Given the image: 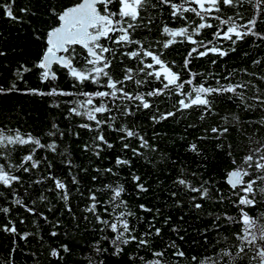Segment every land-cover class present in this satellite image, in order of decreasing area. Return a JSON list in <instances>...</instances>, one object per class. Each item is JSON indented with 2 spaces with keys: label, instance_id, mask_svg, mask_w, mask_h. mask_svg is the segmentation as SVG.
Here are the masks:
<instances>
[{
  "label": "snow or ice",
  "instance_id": "6c2138e0",
  "mask_svg": "<svg viewBox=\"0 0 264 264\" xmlns=\"http://www.w3.org/2000/svg\"><path fill=\"white\" fill-rule=\"evenodd\" d=\"M14 2L15 0H8L6 3L0 2V9L4 10L7 18L18 20L19 17L13 11L12 5ZM243 2L244 0H178V2L177 0H76L71 6L59 10L53 7L50 11L54 23L44 36L45 47L42 53L31 66L20 63L13 69L14 79L9 82L7 87L0 84V96L23 91L25 94L49 97H83V99L77 98L64 101L65 104L71 105L67 109L69 117L66 118L75 115L85 118L89 122H94L95 127L92 123H81L78 127L95 133L92 137V143L85 144L84 149L92 152L97 158L101 156L105 148L112 149L114 147L106 138L105 126L120 134L119 140L122 143L123 150L131 151L133 157L143 156L141 149L158 151L156 145L150 144L144 135L127 124H118V117L111 115L112 107L109 106L107 100L115 105L121 117L134 115V110L127 104L121 107L120 104H116V101H120L121 104L124 101L136 102L135 110H152L155 108V112L150 116L154 123L167 120L169 117L176 116L178 112L193 108L201 111L199 118L204 120L206 114H214L213 105L219 97H225L235 103L237 108H243L245 111L259 109L264 112V89L256 87L251 80L233 83L232 79L236 73L229 72L227 76L222 78L228 81L227 83H222L221 79H216L215 85H213L208 80L197 81V77L204 74L192 72L189 67L194 54L197 57H206L213 54L223 58L227 57L230 52H235L237 43L245 41L246 38L255 37L264 41V31L257 30L258 19L261 23H264V0H248V3L255 9L256 15L246 20L242 12H236L235 17L232 15L226 18H221L219 15L212 16L214 12L220 13L224 6L229 9H236ZM162 5H167L170 9L171 18L176 21H183V25L170 27L168 24H164L162 34L168 37L164 41L149 42L148 37L135 39L134 34L138 35L140 30L151 31L150 25L154 23L153 10ZM19 11L27 14L30 10L21 8ZM186 13H192L198 19L189 21ZM31 14L35 15V13ZM210 17L218 23L210 22ZM238 21L245 22L238 23ZM209 29L211 30V39L200 38L202 33ZM36 38L40 39V36L38 35ZM102 41H111L113 45L127 48L126 51H121L120 55L128 60L138 62L141 66L137 68L127 66L119 68L115 63L117 49L109 47ZM218 41H227L229 46L224 47ZM177 42H188L193 45L184 56L182 65L179 66L180 71L173 70L176 61L169 62L163 58L165 56L164 50L169 49ZM155 44L160 45L159 49L154 46ZM77 46L80 50L77 49ZM4 55L6 54L0 51V56ZM149 60L150 62H147ZM210 63L215 65L217 60L213 59ZM253 63L259 65L261 61L254 60ZM54 65H58L59 69L54 68ZM34 69L39 70L41 82L49 83L58 79L57 72L60 69L66 70L67 75L74 81L72 87L79 88V90L69 92L56 86H51L46 92L36 88L21 90L18 83L27 84L25 75L32 73ZM115 70L123 73L122 79L114 78ZM242 71L255 76V73H248L247 69ZM185 72L189 76L188 79H184ZM140 73L143 74V78H136V75ZM207 75L211 76L212 74L208 73ZM149 78L159 81L160 87L152 88L147 92L125 90V81L132 82L139 88L150 83ZM259 79L264 81V76ZM194 81L197 82L194 83ZM88 83L107 90L93 92L83 90ZM186 85L189 87L186 88ZM249 88H255L256 94L252 97L245 95V90ZM165 95L178 97L173 103L176 111H161L149 99L151 97H164ZM96 98H99L98 103ZM52 106L59 108L60 103L56 102ZM230 116L231 118L229 116L221 117L225 122L224 126H212L210 129H205V131L218 133L219 135L226 134L229 131V124L235 122L238 125L240 122L237 113H231ZM260 123L264 124V118L261 119ZM189 127H194V125H189ZM75 134L79 135L78 133ZM47 136L53 139L49 143H42L39 137L30 132L22 133L19 129L5 131L4 128H0V160L4 161L0 162V185L11 190L12 196L15 197L12 201L14 206L23 208L24 211L33 216L43 218L49 226V236L55 238L60 235L68 236L69 234L67 231L61 233L57 230L62 227V222L59 219L49 221L43 212L37 211L35 207L37 200L32 199L31 203H28L13 188L14 184L23 186L22 177L16 175L13 170L30 173L32 170L37 169L41 160L35 158L36 151L38 149H48L55 152L57 148L55 137L63 138L64 132L58 124L53 122ZM129 138L136 139L139 142V147H134L127 142ZM205 138L198 137V139ZM25 145H31L32 147L29 153L22 157L21 163H9L10 153L8 149ZM188 150L197 155L200 154V149L194 142L188 145ZM63 155L66 156L67 154ZM229 155L231 156V152H229ZM29 162L30 166L25 167L24 165ZM68 163L71 165V160H68ZM115 164L117 166H127L131 169L132 160L117 156ZM85 171L87 170L85 169ZM95 171L100 172L101 170L95 169ZM103 171L116 175L112 168H106ZM130 175L138 192L147 193L149 191V187L140 175L135 172H130ZM191 175L196 178V182L184 178L183 175L178 176L172 183L173 190L168 192L175 201V210L181 212V215L176 218L177 222H173V217L170 214L163 216V225L170 226L171 232L176 237L166 242L163 241L162 227L156 226L158 218L163 215L160 208L148 207L145 203L140 204L138 206L140 210L151 214V219H145L133 212L128 202L122 198L125 193L123 184L104 185L103 190L111 193L106 201L98 199L97 192L99 190L89 188L87 196L89 203L86 204L83 211L94 217L96 224L99 225V228L94 230L102 234L100 239L93 241L92 251L97 256H103L109 252V248L104 247L102 242H107L112 249L110 254L119 257L126 246L135 242L137 249H148L154 257L152 260L138 257L142 264H168L165 255L169 251L173 257L185 258V251L177 243V240L184 241L185 237L180 233L187 231L180 223L184 221L185 215H187L186 212H183L185 205L199 213L204 208V204L198 201L214 200L216 203H222L225 199L222 195L218 199L214 197V193H218L219 189L210 180L201 179L202 174L192 173ZM45 179L53 181L54 189L51 190L56 191L57 198L64 204L65 210L72 216L73 220H76L77 217L69 203L71 194L68 191V185L55 176L43 177L32 183L41 184ZM91 179L96 181L97 176H92ZM225 179L233 190L232 194L237 198L232 203L238 208L239 216H222L221 214L209 212L208 216L212 219L213 228L217 230L215 245H209L212 248V254L193 255L190 257V264H264V211H259L258 215L252 214L253 210H260L264 206V143H259L258 146L251 148L249 154L240 161L233 158ZM72 183L77 185L79 191L80 182L75 175L72 176ZM30 187L31 184L24 188L25 194H27ZM0 195H3V193H0ZM81 195L83 196V193ZM47 200L48 197L41 192L39 201L46 202ZM101 204L107 205L103 208V212L111 216V219L100 214L98 205ZM10 211L9 207H0V213L5 216ZM49 211H52V209L49 208ZM83 219L87 220L88 216L85 215ZM222 219H226L229 224H237L242 227L236 230L232 237L223 236L219 232L221 225L218 223ZM134 221H144L147 224L146 230L137 234L138 229ZM19 223H24V220L20 219ZM33 224L39 228L37 221L34 220ZM78 226L77 224L76 227ZM208 231L210 229L205 228L201 232L206 244L208 243V237L205 233ZM0 232L13 236L8 257L7 259H0V264H14L13 253L19 251L15 237L18 236L19 240L27 241L30 237L37 236L36 232H21L17 227V222L11 219L6 223H0ZM109 232L111 235L104 234ZM153 237L161 238L164 243L161 250L152 249ZM38 239L42 245L44 243L43 237L40 236ZM217 246H219V250H217ZM233 249H236L235 254H233ZM71 252L72 249L67 243L49 248V256L58 260L64 259L62 253L70 254ZM32 255L35 256V253H32ZM136 258L135 256H129L130 260ZM86 259L87 264H105L103 259L96 261L91 255L87 256Z\"/></svg>",
  "mask_w": 264,
  "mask_h": 264
},
{
  "label": "trees",
  "instance_id": "16d2710c",
  "mask_svg": "<svg viewBox=\"0 0 264 264\" xmlns=\"http://www.w3.org/2000/svg\"><path fill=\"white\" fill-rule=\"evenodd\" d=\"M0 2L6 3L8 0H0ZM75 2L76 0H15L12 6L14 14L19 17L18 20L7 18L4 10L0 9V51L6 54L0 56V84L7 87L9 82L14 79L12 75L13 69L20 63L31 66L39 58L45 47L44 36L54 23L50 10L53 7L59 10L63 7L71 6ZM21 8H27L30 11L26 14L19 11ZM236 12H242L245 20L256 15L253 6L248 3V0H244L243 4L236 9H229L224 6L220 13L214 12L212 16L219 15L221 18H226L232 15L235 17ZM31 13H35V15ZM152 14L154 23L150 25L151 31L140 30L138 35L134 34L135 39L148 37L149 42L164 41L168 38L162 34L164 24H168L170 27H179L184 23L171 18L170 9L167 5L158 6L157 9L153 10ZM186 16L189 21L198 19L192 13H186ZM209 20L214 24L218 23L212 17ZM244 22L238 21V23ZM257 30L264 31V23H261L259 19ZM210 33V29L205 30L200 38L211 39ZM38 35L40 39L36 38ZM102 42L109 47L117 49L115 63L119 68L125 66L137 68L141 66L138 62L128 60L120 55L121 51H126L127 48L113 45L111 41ZM218 43L224 47L229 46L227 41H218ZM154 46L157 49L160 47L159 44ZM191 47L193 45L188 42H177L169 49L164 50L165 56L163 58L169 62L176 61V66L173 67V70L180 71L181 68L179 66L182 65L183 58ZM236 48L235 52H230L227 57L223 58L213 54H209L206 57H197L194 54L189 67L192 72L204 74L198 76L197 81L208 80L215 85V80L221 79L222 83H227L228 81L222 78L227 76L229 72H235L236 75L232 79L233 83L251 80L256 87L264 89V81L259 79L264 76V41L249 37L245 41L238 42ZM77 49L80 50L79 46H77ZM213 59L217 60L215 65L210 63ZM254 60H260L261 63L259 65L254 64ZM147 62H150V60ZM54 68L59 69V66L54 65ZM243 69H247L248 73H255V76L246 74L242 71ZM208 73L212 75L209 76L207 75ZM57 75L58 79L56 81L51 83L41 82L39 70L34 69L32 73L25 75L27 84L20 82L18 87L21 90L36 88L45 92L51 86H56L69 92H77L79 90V88L72 87L74 81L67 75L66 70L60 69ZM114 78L122 79L123 73L115 70ZM136 78H143V74L136 75ZM188 78L189 76L185 72L184 79ZM149 80L150 83L139 88L134 83L125 81V90L147 92L152 88L160 87L159 81L153 78H149ZM197 81H194V83ZM185 87L188 88L189 86L186 85ZM83 90L93 92L107 89L98 88L97 85L88 83ZM255 94V88L245 90L247 97H252ZM77 98L83 99V97L75 96L49 97L31 95L25 94L23 91L0 96V128H4L5 131L19 129L22 133L30 132L34 136L39 137L42 143H49L53 139L47 136V132L51 130L53 122L58 124L64 132L63 138L55 137L57 143L55 152L48 149H38L36 151L35 158L41 160L37 169L32 170L30 173H24L22 170H13L23 180V186L14 184L13 188L26 202L31 203L32 199L37 200L35 206L37 211L43 212L49 221L59 219L62 222V227L57 230L61 233L67 231L69 233L68 236L50 237L48 234L50 229L44 219L29 214L19 206H14L12 201L15 197L12 196L11 190L5 189L3 185H0V193H3V195H0V207H9L11 209L7 216L0 213V223H6L11 219L17 222V227L21 232L31 231L37 233V236L30 237L27 241H21L18 236L15 237L19 251L13 253L14 264H37V262L39 264H87L86 257L89 255L96 261L103 259L105 264H142L138 257H144L146 260L154 259L148 249H137L135 242L126 246L119 257L110 254L112 249L107 242L102 243L104 247L109 248L108 253L103 256H97L92 251L91 245L93 241L100 239L102 234L94 230L99 228L94 217L83 211L86 204L89 203L87 200L88 189L99 190L97 192L98 199L106 201L111 193L103 190V186L106 184H123L125 193L122 198L128 202L133 212L145 219H151V214L140 210L138 207L140 204L145 203L148 207L160 208L163 215L158 218L156 226L162 227L163 241L166 242L176 237L171 232L170 226L163 225V216L170 214L173 217V222H177L176 218L181 215V212L175 210V201L168 192L173 190L172 183L178 176L183 175L184 178L196 182V178L191 175L192 173L202 174L201 179L210 180L219 189L218 193H214V197L218 199L222 195L225 199L222 203H216L214 200L198 201L204 204V208L199 213L185 205L183 212H186L187 215H185L184 221L180 223L183 224L187 231L180 233L185 239L184 241L177 240V243L185 251L186 257H173L169 251L165 255V260L168 264H190V257L193 255H211L212 248L209 245H215L217 230L213 228V222L208 213H217L222 216H239L238 208L232 203L237 198L232 194L233 190L226 183L225 176L227 170L231 167L233 158L240 161L249 154L251 148L258 146L259 143H264V124L260 123L261 119L264 118V112L259 109L245 111L243 108H237L235 103L225 97H219L213 105L214 114H206L204 120L199 118L201 111L193 108L178 112L176 116L169 117L167 120L154 123L150 116L155 112V108L152 110H135L136 102L129 103L124 101L121 104L120 101H116V104H120L121 107L127 104L134 110V115L121 117L115 105L110 100H107L109 106L112 107L111 115L118 117L117 123L127 124L144 135L150 144L156 145L158 151L153 152L149 149H141L144 155L133 157L131 151L123 150L122 143L119 140L120 134L105 126L106 138L114 147L112 149L105 148L101 156L97 158L92 152L84 149L85 144L92 143V137L95 133L78 127L81 123H92L93 127H95L94 122H89L85 118L75 115L66 118L69 117L67 109L71 105L65 104L64 101ZM149 99L161 111H176L173 103L178 97L175 95L171 97L167 95L164 97H151ZM56 102L60 103L59 108L52 106ZM96 102H99V98H96ZM231 113H237L240 117V122L238 125L235 122L229 124V131L226 134L219 135L218 133L205 131V129H210L212 126H224L225 122L221 117L229 116L231 118ZM189 125H194V127H189ZM198 137L206 138L198 139ZM127 142L134 147H139V142L134 138H129ZM193 142L200 149L199 155L188 150V145ZM31 147V145H25L9 148L10 157L8 162L12 164L21 163L22 157L29 153ZM229 152H231V156ZM65 153L67 154L66 156L63 155ZM117 156L131 159V169L127 166H117L115 164ZM68 160H71V165H69ZM0 162L4 161L0 160ZM24 166L29 167L30 162ZM106 168H112L116 175L103 171ZM95 169H100L101 171L97 172ZM130 172H135L142 177L149 187L147 193L138 192L131 180ZM73 175L80 182L79 191L77 190V185L72 183ZM48 176L62 179L68 185V191L71 194L69 203L77 217L76 220H73L72 216L65 210L64 204L57 198L56 191L51 190L54 189L52 180L45 179L41 184L32 183ZM92 176H97V180L93 181L91 179ZM29 184H31V187L28 188V192L25 194L24 188ZM41 192L48 197L46 202L39 201ZM81 193H83V196ZM106 206L103 204L98 205V210L102 216L111 219V216L103 212V208ZM49 208L52 211H49ZM259 211H264V206L260 210H253L252 214L258 215ZM85 215L88 216L87 220L83 219ZM20 219H23L24 223H19ZM34 220L37 221L39 228L33 224ZM134 223L138 229L137 234L147 228V224L144 221H134ZM218 223L221 225L219 232L227 237H232L233 233L242 227L237 224H229L226 219H222ZM77 224L79 225L78 227H76ZM205 228L210 229V231L205 233L208 237L207 244L201 236V232ZM104 234L111 235L110 232ZM40 236L44 240L42 245L38 239ZM12 241L13 236L11 234L0 232V259H7L9 250L12 247ZM61 243H67L72 252L70 254L62 253L63 260L50 257L49 248L56 247ZM151 246L154 250H161L164 247V243L160 237H153ZM217 250H219V246H217ZM235 251L236 249H233V254H235ZM32 253H35V256ZM129 256L137 258L130 260Z\"/></svg>",
  "mask_w": 264,
  "mask_h": 264
}]
</instances>
